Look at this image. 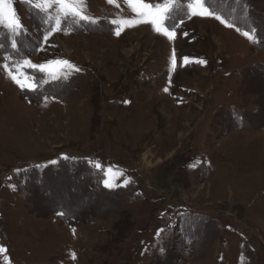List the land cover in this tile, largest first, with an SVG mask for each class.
<instances>
[{
	"label": "rangeland",
	"instance_id": "rangeland-1",
	"mask_svg": "<svg viewBox=\"0 0 264 264\" xmlns=\"http://www.w3.org/2000/svg\"><path fill=\"white\" fill-rule=\"evenodd\" d=\"M191 2L164 13L169 38L151 22L117 35L112 20L140 19L125 0H83L94 23L13 0L0 264H264V0H207L232 27Z\"/></svg>",
	"mask_w": 264,
	"mask_h": 264
},
{
	"label": "snow or ice",
	"instance_id": "snow-or-ice-1",
	"mask_svg": "<svg viewBox=\"0 0 264 264\" xmlns=\"http://www.w3.org/2000/svg\"><path fill=\"white\" fill-rule=\"evenodd\" d=\"M109 3L116 4L117 0H108ZM128 7L135 13H137L138 17L140 19H131L128 17H121L119 19H114L111 21L112 24L118 25L116 34L119 35L120 30L124 26H132L136 23L141 22H151L153 26L156 28L157 31L163 30L166 35L169 36V38H172L174 36V32L168 31L167 29H162L161 21L164 18V13H166L170 6H173V0H168L166 4L163 5H157L152 6L149 3H146L145 0H125ZM207 0H192V2L188 5V8L191 11L192 15H202V16H214V18L221 21V23H225L227 26L232 27V24H228L227 20L222 17L221 15H216L213 11L210 10L209 7H206ZM28 3L30 6H33L37 9H41L44 11H47L48 8H50L53 4L57 5L58 12L62 14L63 16H72V17H78L81 20H86L90 22H95L87 16L83 11V0H35V3H33V0H28ZM117 6H119L117 4ZM0 23H6L7 27L10 28L12 31H17L22 26L20 24V21L18 19V16L16 14L15 9L13 8V0H0ZM57 25H59L60 20L57 18L56 21ZM239 31V29H237ZM246 38L249 40L255 39V29H249L247 31H244L242 33ZM45 40H47V36H45ZM12 47L15 48L16 44L13 42ZM185 62L188 61L187 57H184ZM199 63H206V61L200 60ZM57 64V65H68L69 67H74L69 64L68 61H50L49 64ZM24 65H29L32 67H40L43 69L45 66H36L32 65L31 61L24 60ZM5 68L8 67L7 64L4 65ZM22 67V65H21ZM173 67H175V54H173ZM76 71H79V69H75ZM11 78L16 81L21 87L30 86L27 85L26 80L21 78V75H17L14 73H10ZM167 91V89H165ZM127 103V101H125ZM54 163V162H53ZM97 168H100L101 165L97 164ZM112 173L111 169H108L105 174V179L103 181L105 187H113V183L108 178L109 174ZM122 175V173H121ZM127 183V181H125ZM63 215V213H60ZM5 249L3 247H0V252H4ZM72 258L75 259V253H72ZM10 264V262H9Z\"/></svg>",
	"mask_w": 264,
	"mask_h": 264
}]
</instances>
